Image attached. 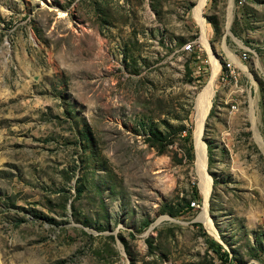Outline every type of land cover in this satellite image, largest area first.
Returning a JSON list of instances; mask_svg holds the SVG:
<instances>
[{
  "label": "rangeland",
  "instance_id": "obj_1",
  "mask_svg": "<svg viewBox=\"0 0 264 264\" xmlns=\"http://www.w3.org/2000/svg\"><path fill=\"white\" fill-rule=\"evenodd\" d=\"M200 3L0 0V264H264V0Z\"/></svg>",
  "mask_w": 264,
  "mask_h": 264
},
{
  "label": "bare ground",
  "instance_id": "obj_2",
  "mask_svg": "<svg viewBox=\"0 0 264 264\" xmlns=\"http://www.w3.org/2000/svg\"><path fill=\"white\" fill-rule=\"evenodd\" d=\"M205 0H201V3L199 5L198 8H196L195 10V17L198 20V22L204 27V17L202 16V6L204 4ZM204 40L205 42L207 41L206 36L204 34ZM192 50V49H190ZM216 71V69H215ZM215 75V73H214ZM214 75L213 78L210 82V84L204 89L202 90L197 98V116H198V120H197V128H198V136H195L194 138V143L196 142V164H198V171L201 177L200 180V187L201 190L204 194L205 197V204H206V208H205V212L200 216V219L203 220L207 226L216 233V236L218 237V233L215 230V227L213 225V222L208 214V194L211 188V177L210 175L207 173L206 171V143L205 141L202 139H199V135H200V131L202 128V124H203V120L205 118V115L208 111V108L211 104V98L213 95V83H214ZM197 137V138H196ZM196 139V140H195ZM198 160V161H197Z\"/></svg>",
  "mask_w": 264,
  "mask_h": 264
},
{
  "label": "trees",
  "instance_id": "obj_3",
  "mask_svg": "<svg viewBox=\"0 0 264 264\" xmlns=\"http://www.w3.org/2000/svg\"><path fill=\"white\" fill-rule=\"evenodd\" d=\"M192 50H194V49H192ZM187 130H188V138L186 137V140L189 142L188 145H187V150H188L189 155L191 156L192 155V148H193L192 144L190 142V137H189L191 128L189 127ZM154 137L157 138L158 140L160 138L157 135L156 136L154 135ZM151 145H155V143L152 142ZM157 149L160 150V151L162 150V149H159V148H157ZM209 160H210V157H209ZM196 196H197V194H196ZM187 206L190 207L189 204ZM208 243H209L210 247L217 253L219 258L224 259L225 261H227L228 251L218 241H216L213 238L208 237Z\"/></svg>",
  "mask_w": 264,
  "mask_h": 264
},
{
  "label": "water",
  "instance_id": "obj_4",
  "mask_svg": "<svg viewBox=\"0 0 264 264\" xmlns=\"http://www.w3.org/2000/svg\"><path fill=\"white\" fill-rule=\"evenodd\" d=\"M197 125H198L197 122H195L194 130H193V136H194V138H195V136H198V134H197V132H198ZM203 126H204V120H203L202 128H201V131H200L199 139H202ZM194 151L196 152L195 143H194ZM195 156H196V153H195Z\"/></svg>",
  "mask_w": 264,
  "mask_h": 264
},
{
  "label": "built area",
  "instance_id": "obj_5",
  "mask_svg": "<svg viewBox=\"0 0 264 264\" xmlns=\"http://www.w3.org/2000/svg\"><path fill=\"white\" fill-rule=\"evenodd\" d=\"M184 48H185V49H193V48H192V44H186V45H184ZM243 56L245 57L246 54L244 53Z\"/></svg>",
  "mask_w": 264,
  "mask_h": 264
}]
</instances>
